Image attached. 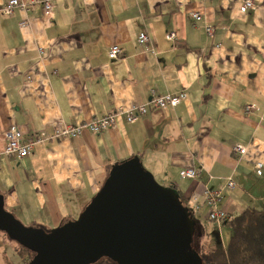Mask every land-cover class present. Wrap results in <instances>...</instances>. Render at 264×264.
I'll list each match as a JSON object with an SVG mask.
<instances>
[{
    "label": "crops",
    "instance_id": "obj_1",
    "mask_svg": "<svg viewBox=\"0 0 264 264\" xmlns=\"http://www.w3.org/2000/svg\"><path fill=\"white\" fill-rule=\"evenodd\" d=\"M253 1L255 10L243 13L244 0H53L51 15L35 4L7 16L9 0H0V147L11 128L49 136L147 104L153 92L188 94L135 123L47 140L24 160L3 158L5 208L56 229L82 215L113 167L137 157L185 200L194 235L205 242L217 232L227 245L231 229L210 221L207 191L235 181L217 204L227 219L264 207V167L255 173L264 164V0ZM143 31L150 40L142 50ZM113 45L120 58H109ZM247 105L257 110L247 115ZM236 144L248 146L244 158ZM191 167L198 177L183 178Z\"/></svg>",
    "mask_w": 264,
    "mask_h": 264
},
{
    "label": "water",
    "instance_id": "obj_2",
    "mask_svg": "<svg viewBox=\"0 0 264 264\" xmlns=\"http://www.w3.org/2000/svg\"><path fill=\"white\" fill-rule=\"evenodd\" d=\"M0 231L34 254L27 264H203L188 207L137 157L112 168L78 220L50 232L25 226L0 193Z\"/></svg>",
    "mask_w": 264,
    "mask_h": 264
},
{
    "label": "built area",
    "instance_id": "obj_3",
    "mask_svg": "<svg viewBox=\"0 0 264 264\" xmlns=\"http://www.w3.org/2000/svg\"><path fill=\"white\" fill-rule=\"evenodd\" d=\"M40 4L42 5L45 15H51L53 13V0H31L26 2L25 0H9L8 4L2 9V14L10 16L14 13L16 9L28 10L31 5ZM255 10V3L253 0H244L241 5V11L243 13H248L249 11ZM197 20L201 19L199 13L192 14ZM26 21L21 23L22 26L26 25ZM208 34L213 33V27L207 26L206 28ZM167 39L169 41H174L176 39V34L174 32H169L167 34ZM149 34L143 31L139 36V45L142 48L148 47ZM108 55L110 59H117L123 55V50L118 45H113L109 48ZM188 97L187 92H180L178 94H165L158 95L153 92V96L149 103L142 104L139 106H134L131 110H125L124 108H118L117 110L109 113L102 118H95L86 122H79L75 125H65L62 128L56 129L54 134L47 136L44 132L31 135L28 138L24 137V134L16 128H11L7 132V140L4 146L0 147V164L5 157H15L18 160H24L27 158L35 149L38 144H41L47 140L54 138L66 139L77 137L81 135L85 130H89L95 134H100L105 130L110 128H115L118 126L122 119H125L129 123H135L136 121L143 118L145 115L149 114L152 110H165L169 107H176L184 102ZM257 110V107L253 105H247L245 107V114L249 115L253 111ZM264 121V118H263ZM233 153L244 158L248 146L244 144H236L232 147ZM264 164L257 163L255 165V173L260 175L263 170ZM180 175L183 178L195 179L199 175V170L193 167L181 171ZM236 187L235 181L232 178H228L226 185L223 190L229 189L234 190ZM223 190L207 191L206 193V203L208 204L209 219L210 221L216 222L222 225L224 220L228 218L227 213L219 208L217 204L221 200V194Z\"/></svg>",
    "mask_w": 264,
    "mask_h": 264
},
{
    "label": "trees",
    "instance_id": "obj_4",
    "mask_svg": "<svg viewBox=\"0 0 264 264\" xmlns=\"http://www.w3.org/2000/svg\"><path fill=\"white\" fill-rule=\"evenodd\" d=\"M179 200L187 206L181 196ZM223 224L231 229L227 245L224 246L220 242L213 247L204 244L199 249H195L203 259V264H264V207L261 210H247L233 219L224 220ZM5 235L8 237L7 234ZM14 250L21 255L22 264L29 263L34 256L19 243ZM94 264L119 263L103 257Z\"/></svg>",
    "mask_w": 264,
    "mask_h": 264
},
{
    "label": "rangeland",
    "instance_id": "obj_5",
    "mask_svg": "<svg viewBox=\"0 0 264 264\" xmlns=\"http://www.w3.org/2000/svg\"><path fill=\"white\" fill-rule=\"evenodd\" d=\"M19 220L25 226L36 227V226H34V224H29V222H25L21 219H19ZM37 227H40V226H37ZM42 228L45 229V231H47V232H50L53 230V229H50V228H47L44 226ZM221 239H222L221 235L219 233L215 232V234L212 235L210 237V239H207L204 242L205 239L203 238V236H201V234H199V232H197L195 234V238H193V245H194L195 249H199V247L204 246V244L209 246V247H213L215 244L220 243ZM4 240H5V242H3ZM17 245H18V242L14 241L10 237H6L5 233L0 231V264H22L23 263L21 255L17 254L14 250V247Z\"/></svg>",
    "mask_w": 264,
    "mask_h": 264
}]
</instances>
